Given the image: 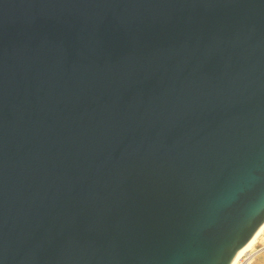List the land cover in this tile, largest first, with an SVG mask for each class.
Listing matches in <instances>:
<instances>
[{
    "label": "water",
    "instance_id": "obj_1",
    "mask_svg": "<svg viewBox=\"0 0 264 264\" xmlns=\"http://www.w3.org/2000/svg\"><path fill=\"white\" fill-rule=\"evenodd\" d=\"M264 223V0H0V264H233Z\"/></svg>",
    "mask_w": 264,
    "mask_h": 264
},
{
    "label": "built area",
    "instance_id": "obj_2",
    "mask_svg": "<svg viewBox=\"0 0 264 264\" xmlns=\"http://www.w3.org/2000/svg\"><path fill=\"white\" fill-rule=\"evenodd\" d=\"M264 251V247L249 249L243 252L234 264H252L255 257Z\"/></svg>",
    "mask_w": 264,
    "mask_h": 264
},
{
    "label": "bare ground",
    "instance_id": "obj_3",
    "mask_svg": "<svg viewBox=\"0 0 264 264\" xmlns=\"http://www.w3.org/2000/svg\"><path fill=\"white\" fill-rule=\"evenodd\" d=\"M261 235H263L264 236V223L259 227V229L255 232V234L252 236V238L250 239V241L248 242V244H247V246L245 247V249L243 250V252H245V251H247V250H249V249H252L255 245H256V243L258 242V238L261 236ZM259 247H264V240H263V243L261 244V245H258L257 246V249L259 248ZM242 252V253H243ZM241 253V254H242ZM240 254V255H241ZM260 254V253H259ZM239 258V257H238ZM237 258V259H238ZM237 259H236V261H237ZM235 261V262H236ZM234 262V263H235ZM233 263V264H234Z\"/></svg>",
    "mask_w": 264,
    "mask_h": 264
},
{
    "label": "rangeland",
    "instance_id": "obj_4",
    "mask_svg": "<svg viewBox=\"0 0 264 264\" xmlns=\"http://www.w3.org/2000/svg\"><path fill=\"white\" fill-rule=\"evenodd\" d=\"M264 240V236L261 235L258 238V242L256 243V245L252 248H257L258 245H261L263 243ZM252 264H264V251H262L260 254H258V256L254 259Z\"/></svg>",
    "mask_w": 264,
    "mask_h": 264
},
{
    "label": "crops",
    "instance_id": "obj_5",
    "mask_svg": "<svg viewBox=\"0 0 264 264\" xmlns=\"http://www.w3.org/2000/svg\"><path fill=\"white\" fill-rule=\"evenodd\" d=\"M257 256H258V255H257ZM257 256H256V257H257ZM256 257H255V258H256Z\"/></svg>",
    "mask_w": 264,
    "mask_h": 264
}]
</instances>
